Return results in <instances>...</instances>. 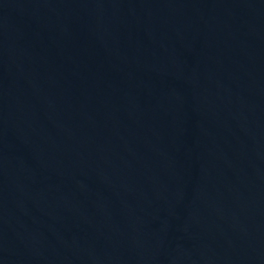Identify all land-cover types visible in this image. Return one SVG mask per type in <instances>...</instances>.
<instances>
[{
    "label": "water",
    "instance_id": "95a60500",
    "mask_svg": "<svg viewBox=\"0 0 264 264\" xmlns=\"http://www.w3.org/2000/svg\"><path fill=\"white\" fill-rule=\"evenodd\" d=\"M0 264H264V0H0Z\"/></svg>",
    "mask_w": 264,
    "mask_h": 264
}]
</instances>
